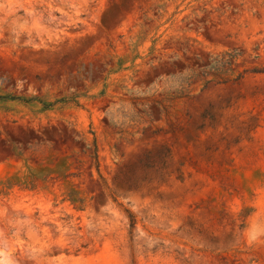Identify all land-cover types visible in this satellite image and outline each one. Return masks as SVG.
<instances>
[{"label": "rangeland", "instance_id": "obj_1", "mask_svg": "<svg viewBox=\"0 0 264 264\" xmlns=\"http://www.w3.org/2000/svg\"><path fill=\"white\" fill-rule=\"evenodd\" d=\"M260 69L264 0H0V264H264Z\"/></svg>", "mask_w": 264, "mask_h": 264}, {"label": "trees", "instance_id": "obj_2", "mask_svg": "<svg viewBox=\"0 0 264 264\" xmlns=\"http://www.w3.org/2000/svg\"><path fill=\"white\" fill-rule=\"evenodd\" d=\"M254 73L255 74H264V69L256 70V71H254ZM92 160H93L96 168L98 169L99 168V160H98V152H97L96 142H94V144H93ZM160 160H161L160 163L162 166L161 169H164L166 167V164L164 162H162V159H160ZM140 164L146 170L153 169L155 167L153 159L150 156H146L145 159L140 161ZM6 189L9 190L10 188L7 187ZM1 194H2V192H0V195ZM66 200L71 203V205L74 207V209L76 211H78V212L85 211V208H86L85 201L83 199H81L77 194L71 193L70 195H68ZM128 217H129V221H130V228L133 229L134 226L136 225V220L134 219V217L130 213H128Z\"/></svg>", "mask_w": 264, "mask_h": 264}]
</instances>
